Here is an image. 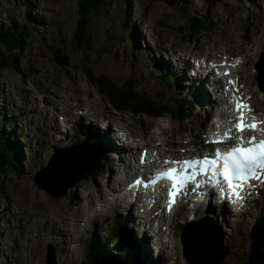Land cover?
<instances>
[{
    "label": "rangeland",
    "instance_id": "rangeland-1",
    "mask_svg": "<svg viewBox=\"0 0 264 264\" xmlns=\"http://www.w3.org/2000/svg\"><path fill=\"white\" fill-rule=\"evenodd\" d=\"M32 3L34 5L30 6L28 0L23 3L19 0H0V28L15 24L24 30L19 46L22 49L18 57L16 54L19 50L14 53L13 50L9 51L0 46V53H4L0 56V130L11 137L8 141L14 147L16 146L17 155L13 161L14 167H7L0 173V264H49L51 252L54 255V263L62 264L60 261L62 257H59L55 248L58 244L54 246L53 241L50 240L52 242L50 243L46 239L52 225L49 220L58 221L56 226L62 228L61 217L64 216L68 220L66 225L69 227L67 228L69 231L61 235L59 245L62 248L60 247V250L66 245L71 248L69 251L71 258L68 259L69 263L65 264H88L87 254H89L94 239L101 242L109 240V234L118 231V228L128 229L132 238H135L133 235L137 233H134L133 226H129L123 218L119 217V219L115 215V219L111 217L100 220L97 223L89 224L86 229V224H84L82 238L78 234L72 218L76 202H87L85 197L90 193L91 197L93 196V199L97 200L94 209L101 210L104 206L99 196L109 190L108 182L105 178L107 177L106 173L100 176L99 172L103 166L106 165L108 168L110 165L108 162H104L105 157L96 168L93 167L96 162H93L90 166L96 170L88 171L87 174L82 173L84 172L82 167H78V172H75L74 166L76 165L73 159L76 156L73 157V161L70 160V164H67L73 165L72 171L64 166L66 163L63 160L69 161L68 157L60 159L61 162L56 164L57 167L63 166V168H67V172H74L70 175V183H64L65 185L57 187L56 193H62L61 195L55 194L37 183L36 179L39 175L44 176L45 180H53L52 174L50 173L51 176L43 175V170L47 168L53 172L52 166L55 163L52 158L57 155V150L63 149L64 154L69 155L67 148L70 147L61 148V144L57 145L58 141H56V149L50 150L51 148L49 149L45 144L48 135L41 133L40 129V126L45 123L44 120L48 121L50 116L51 118L54 116V118L56 117L55 122L59 126L61 125L65 129L64 125H66L64 117L61 114H55L59 109L53 107L55 106L54 101L48 100L46 97L43 98L46 89L58 80L67 83L69 88L75 86L77 91L82 88L89 93L92 100L101 105L100 107L106 115L114 117V119L121 116L123 120L130 123L128 126L131 129L138 132L141 131L142 122L160 123L164 128L184 126L185 129H196L197 126H200L203 130L202 127L206 126V117L203 112H200L201 104L200 106L197 104L198 94L195 93L194 86L197 79L185 72L186 67L182 68L180 65V61L182 62L184 59L180 56L177 57V54L178 50H182V48L189 49L185 50L187 56L193 57L191 61H193L194 67H197V62L200 59H212L211 57H215L216 52L221 50L218 58L213 59L220 60L227 56L233 64L239 61V64L233 68L237 71L238 78H242L245 88L253 94V103L251 102V104L257 108V116L264 118V75L260 70L264 51V6L259 8L257 0H185L184 3H181L182 5L177 3L168 5L163 0H105V5L100 7V10L94 15H84V10H80L82 0H38L37 3L35 1ZM82 15L89 17L90 21H86ZM84 20L87 23V35L93 37L92 42L89 40L87 42L90 46L85 43L80 44L76 36V32ZM156 41H161L166 46L161 56L154 48ZM201 42L205 44L206 49L210 50L208 54L211 57H208L205 52L194 57L193 53L199 51L197 47ZM247 44L250 52L246 50ZM252 44L255 45L253 54L256 56L253 61L251 60L253 58ZM216 45L218 46L216 47ZM145 48L153 50L154 56L147 54L144 51ZM10 57L13 62L9 61ZM57 58H62L63 63H60ZM2 59L9 62L4 63ZM153 64H156L154 65L156 67H153ZM176 64H179V67ZM201 67L204 68V66ZM166 71L175 74L168 75ZM180 73L181 75H179ZM72 76L77 79L73 81ZM246 77L253 78L252 82L248 83L249 80ZM100 78L112 79L119 87L121 85H127L130 89L135 87L134 89L138 93L155 101L159 108L167 106L175 110L178 109L177 113L180 111V99L184 103L181 105L186 108L187 115L184 117L175 116L170 109L157 115L134 114L129 110L131 108L128 104L120 105L117 102V105L122 108L120 109L114 106V102H110L112 101L110 95H108L110 101L103 98L101 94L99 95L100 90H103L101 82H98ZM176 81L180 83V86L183 82L185 85L178 87ZM51 89L55 90V88ZM24 90H30L33 95L26 98ZM104 92L107 93L105 90ZM196 114H200L199 116L202 118H196ZM84 115L83 113L81 118H85ZM212 116H209L207 120ZM14 119H18L19 122ZM95 119L101 124L100 113H96ZM105 119L107 121L103 122L109 124L108 119L106 117ZM84 123L88 125V123ZM10 125H13L12 129L7 128ZM81 126L82 124H75L73 128L69 129L78 130ZM42 127L50 131V126ZM153 131L157 134L162 133L158 129H153ZM123 132L125 131L123 130ZM198 133L200 131H196V134ZM204 133L205 130L201 133V139H203ZM61 137L58 139L66 137L72 139L70 138L72 136L64 132L61 133ZM121 137L124 138V135ZM16 138L21 145L16 144ZM189 138L191 139L190 143L196 142L194 134ZM136 140L140 143V147L148 143L140 136H136ZM83 141V139H79L76 143L78 150H82ZM60 142L62 143V140ZM172 145L184 148L187 143ZM51 147L53 146L51 145ZM191 150L193 153L198 152L193 147ZM134 152L136 153V151ZM74 153H87L84 160L90 158L92 161H97L99 158L97 152H94L92 155L96 158L94 159L89 155L91 151L87 149H83L82 153L78 151ZM178 154L181 155L180 152ZM81 168L82 170H80ZM257 196L259 197L238 215L231 211L227 225L221 226L217 218L215 228L222 236L223 246L217 248V253L212 258L196 255L192 244L197 243L198 239L201 240L205 236L203 233L196 232L197 225L190 224L185 227V239H188V243L187 245L185 243V249L183 248L181 235L184 227L180 226V230L176 229L177 223H182L181 215H177L172 220L174 223L173 233H177L178 239H181V245L175 242V239L170 241L167 238L165 241L166 249L170 248L175 255L174 264H216L221 256H223L221 264H246L245 258L249 254L251 225L259 215L264 214V210L261 208L264 207L263 198L260 194ZM48 199L49 201H47ZM256 202L258 205H255ZM52 205L55 206L52 207ZM47 208L51 210L48 212ZM223 208L226 209V207ZM119 215L122 216V213ZM164 229L167 233V226ZM139 231L142 232V230ZM187 233L190 236H187ZM209 234L206 237H211L215 242V232L209 230ZM67 237L70 238L65 240ZM130 239L129 237L128 241ZM115 243H110V247L112 250H119ZM114 254L117 255L118 252L115 251ZM113 256L115 257L110 254L109 258ZM108 260L106 259V261ZM99 261L96 264L113 263L106 261L100 263ZM134 261V263L138 262L136 259ZM167 262L165 259L164 263ZM119 263L125 264L122 261ZM171 263H173L172 260Z\"/></svg>",
    "mask_w": 264,
    "mask_h": 264
},
{
    "label": "bare ground",
    "instance_id": "bare-ground-1",
    "mask_svg": "<svg viewBox=\"0 0 264 264\" xmlns=\"http://www.w3.org/2000/svg\"><path fill=\"white\" fill-rule=\"evenodd\" d=\"M19 1H21L23 3V1H27V0H19ZM32 1H35L36 3L38 2V0H28V3L30 6L34 5V3H32ZM257 1H258L257 6L259 8H261V7L263 8L264 0H257ZM259 4H260V6H259ZM27 6H28V4H27ZM250 37H251V39H253L252 35H250ZM142 40H143V38H142ZM252 41H254V39ZM248 44L246 46V48H247L246 50L249 51V45ZM217 46L218 45H216V47ZM145 47H148V46L145 45ZM154 48L157 50L158 55L161 56V53H162V51H164L166 49V46L161 41H156ZM197 48H199V51H197V53H195V54L193 53L194 57L202 55V54H204V52L207 53L208 57H211L208 54V53H210V50L205 48L204 43L201 42L200 46H198ZM252 48H253V52L251 54H253L255 52V45L252 44ZM186 49L187 48H182V50H178L177 57L180 56L184 59V61H182V62L180 61V65L182 66V68L186 67V70L184 69L185 72L189 73L191 76L194 77V74L191 73L194 70L193 61H191L193 59V57L187 56V51L189 49H187V51H185ZM144 51L147 54H151V56H154L153 50L151 51V50H147L145 48ZM200 53H202V54H200ZM155 54H157V53L155 52ZM220 54H221V50H218L215 54L216 56L211 57V58H216V57L218 58V55H220ZM252 56H253V58L251 60L253 61L254 59H256V56L254 54ZM224 57H227V56H224ZM217 60H219V59H217ZM134 62L136 63V59L134 60ZM154 65H156V64H153V67H156ZM176 66L179 67V64H176ZM201 66H202V63H199L198 66L195 68V71H196L195 75L197 77V81H195L196 83L194 84V86H195V93L198 94V97H197L198 103L197 104H199L198 106H200V104H201V107H202L200 112L201 113L203 112V115L206 117V126L202 127V129L205 130V132H206L210 127H212L216 124L215 122H212L207 127L208 122L210 121V119L209 120H207V119L211 115H213V116L216 115V113H214V112H217V113L219 112V104L216 102L217 98H216L215 94L220 93V91L222 90V86L220 84H214V88L211 91L207 85L206 78L203 75L204 73H202L205 70V67L203 68ZM179 70L182 71L183 69H179ZM260 70H261V73L264 75V72H262L261 67H260ZM177 72L179 73L180 71H177ZM185 72L182 74V77H183V75L185 76ZM167 73H168V75L171 73L175 74L174 72H171V73L167 72ZM150 75L153 77L152 74H150ZM164 75H165V73H164ZM179 75H181V73ZM71 79L74 81L77 79V77L72 76ZM246 79L249 80L248 83H251L253 78H251V77L247 78L246 77ZM155 80H156V78H155ZM155 80H154V83H155ZM238 80L242 85H245V83H243V81H242V78H240ZM177 82L178 81H176V85L178 87H182L185 85L183 82L180 86V83L179 82L177 83ZM51 88H55V90H53ZM263 88H264V85H263ZM86 89L88 90L87 87H86ZM100 91H101L100 93L98 91L99 95L101 94L103 98L105 97V99L110 101V98L108 99L109 94L104 92V90H100ZM263 91H264V89H263ZM88 94L89 93L86 90H83L82 88L79 91L76 90L75 86H71L69 88L67 86V83L60 81V80L56 81V83H52V86H50V88L48 87L46 89V92L43 94V98L46 97V99H48V100L50 99V100L54 101L55 106H53V105L52 106L59 109L58 113H55V114H61L64 117V122L66 124V125H64L65 129H63L61 125L59 126V124L55 122L56 117L54 118V116L52 118L50 116L49 120L48 121L44 120L45 123L42 124V126H50V131H48L47 128H44L42 126H40V129H41V133H45L46 135H48V137L45 139V144L49 147V149L51 148L50 150L56 149L55 148L56 143H58L57 145L61 144V148L62 147L66 148L68 145H70L72 143V145L67 148L69 150V158H70V159L68 158V160L69 161L75 160V161H73V162H75V165H76V166H74V169L76 170L75 172H78V167H82L84 172H82V171L81 172L84 174H87L89 172L96 170L94 168H96L99 164V160H98L99 158L97 159V161H92L90 158H86L84 160V156L87 153L86 154H80V153L75 154L74 153L76 151L75 149H77L76 143L78 142L79 139L86 140L85 144H87V145L84 146L83 149H87V150L91 151V153H89V155L92 156L94 152H97V156L99 157L102 154V160L105 157L104 162H108L110 164L108 166V168H106V165L103 166V168L99 172L100 176H102L104 173H106L107 177H105V178H106V181L108 182V185L107 184L106 185L109 189L106 192H104L101 196H99L102 203H104L103 208L101 210L94 209L97 200L93 199V196L91 197L90 193H88L85 197V199L88 200L87 202H76V204H75L76 208H75V211H74V214L72 217L75 224H76V229L78 230L79 235H81L83 232L82 226L84 224H86V226H85V229H86V227L89 226V224L97 223L100 220L102 221L103 219H110L111 217L114 218L115 215L118 218L119 217L121 219L123 218L124 221L126 222V224H128L129 226H133V229H135L134 233H137V234L133 235V237H135V238L131 237L129 230L126 228H125V230H127V231H125L123 229L121 230V228H118V231H114L116 234H115V240H113V242L117 243L119 250L118 249L112 250V254L115 255L116 258L113 256V257L109 258V260L106 262H113L111 264H120L119 262H121V261L118 262V259H117L118 256L116 254H114V252L117 251L119 253V251H121L120 247H124V249L126 250V252H128V254H134L137 257L136 258L138 260L137 264L138 263L139 264H174L173 259H176L175 255L170 250V248L168 250L166 249L165 241L167 238L170 239V241L175 239V242H177V243H179V245H181V241H180L181 239L180 240L178 239V236L176 235L177 233H173L174 223L172 220H174L177 215H181V220L184 223H187V222L192 223L195 220H196V222H203V223L207 222V223H209L212 220L211 216H214L215 220H217V218L219 219L221 226H225V224L227 225V221L229 220V217L231 215L232 210L228 209V208L224 209L223 206L218 207L216 204H213L209 200H207L206 197H203L201 199H197L195 197L194 200L192 202H190V205L192 207H190V206H185L183 208L179 207L177 209V211L175 212V214H171L168 217L165 215L162 217H159L160 213L158 211H156V209L149 211L145 207V205H142L143 204L142 201H140V204L138 202L133 203L132 201H134V200L131 198H128V195H126V194L124 196H122L121 198H117L116 196L124 191L126 184L128 182H130L132 177H133L132 169H135V168H134V166L131 168V166H132L134 161L138 160V153H140V152H137V153L134 152L136 150V148L139 149V147H138L139 144L136 145L137 144L136 136H140L142 140H147L146 141V142H148L147 144L151 145L153 147V149H150L151 151H157V152H159L160 150L166 151V155L168 153H179L180 151H183L185 153L186 150L188 153H192L193 152L191 150L192 147L194 150H200V149L206 150L207 149V147H205L201 144L204 142V140L201 139V133L203 132V130H201L200 126H197V128L199 127V129H197V128L196 129L195 128L185 129L184 126L179 127V128H176V127L164 128L163 126H161L160 123L152 124L149 122H147V123L142 122L141 131L138 132L134 129H131L128 126L130 123L128 121L123 120V118L120 115H119L120 117H118L117 119H114V117L111 118L110 116L106 115L105 111L100 107L101 105L97 104V102L95 100H92V97ZM24 95H26V98H27V97H31L33 95V93L30 90H24ZM43 100H44V102H46L45 99H43ZM110 102H112V101H110ZM82 112L85 114L84 115L85 118H81V117H83ZM96 113L101 114V119H100L101 124H99L97 122V120L95 119ZM199 115L200 114H196L195 117L196 118H202ZM220 116H222V114ZM65 117H66V121H65ZM105 117L110 122L109 124L104 123L105 121H107L105 119ZM98 120H99V118H98ZM84 122L88 123V125H85ZM75 124L76 125L82 124L83 127L81 126V128L78 130L77 129H72V130L69 129V128H73L75 126ZM140 124H141V122H140ZM103 125H105V126H103ZM153 129H155V130L158 129L159 131H162V133L157 134L153 131ZM123 130L125 132H123ZM196 131H200V133L196 134ZM63 132L72 136V137H70L72 139H69V137H66L63 139H58V138H62L61 133H63ZM118 134L124 135V137H126V140L128 139L130 141L129 147L124 145L123 143L119 142L120 140H119ZM192 134L195 135L194 139L196 142L193 141L190 143L191 139L189 137ZM61 140H62V143L60 142ZM187 140H188V142H187ZM56 141H58V142H56ZM185 142L187 143V146L184 148L183 147L181 148L180 146L174 147L172 145V144H181V143L184 144ZM188 143H190V144H188ZM50 144L53 147H51ZM132 147H135V148L133 149ZM103 149H104L105 153L103 152ZM93 150H94V152H93ZM57 156L60 158H57ZM74 156H76V158L73 159ZM64 157H65V155H62L61 153L58 152L57 155L52 158V160L55 164H57L59 162V160L60 159L62 160V158L64 159ZM67 157L68 156H66V158ZM93 158L96 159L95 157H93ZM102 160H101V162H102ZM93 162H96V164L93 165L94 168H92L90 166ZM134 163H136V162H134ZM116 167H118V169H116ZM56 168H60V167H57V165H56L54 167V170H56ZM82 168L80 170H82ZM141 168H142V170H145V167H141ZM113 169H114V171H113ZM72 170H73V168L71 169V171ZM43 171H44L43 175L51 176L49 169L46 168ZM60 171H61V169H60ZM73 173L74 172L65 174V177L67 179H63L60 182V185L63 186V185H65L64 183H70V175ZM134 174H136V173H134ZM42 177H44V176H42ZM65 181H67V182H65ZM259 194L262 196V198H263L262 204H264V185L260 186L259 189L255 190L254 197L251 196V197H253L251 202H254V200L259 197V196H257ZM47 201H49V199ZM148 201H149V199H148ZM53 202H54V200H53ZM201 202H203V204H201ZM198 203H200V204H198ZM57 205H59V204L57 203ZM255 205H258V203L256 202ZM53 206H55V205H52V207ZM261 208L264 210L263 206ZM49 210H51V209L47 208L48 212H49ZM53 211H55V210H53ZM120 213H122V216L119 215ZM76 215H78V216H76ZM237 215H238V213H237ZM61 218H62V221H61L62 228H60L59 226H56V223L58 221L55 222L53 219L49 220L50 222H52L51 223L52 225L49 228V232H48L46 241L47 242H50V240L53 241V243L52 242H50V243H52L54 246L56 244H58V246H57L58 248L55 246L56 251L58 252L59 257H62V259L60 260L61 263L63 264V262H64V264H65V263H69L68 259L71 258V255H70L71 253L69 252L71 250V248H69L66 245L63 249H61L63 252L60 250L61 246L59 245L60 244L59 241H61V235L65 234V233H67V231H69V230H67V228H69V227L66 225V222H68V220L65 219V216L61 217ZM199 218H203V219H199ZM167 221H170L171 223L170 222L168 223ZM155 224H157L158 226L154 227ZM166 226H167V230H168L167 233H166V229H164V227L166 228ZM175 227L177 230H180V223H177V225ZM195 229L197 231L201 230L200 227H198V226H196ZM139 230H142V232ZM256 230H258V229H256ZM137 231H139V232H137ZM190 231L192 233V230H190ZM72 233L75 234V232H72ZM111 233H113V232H111ZM207 233H209V231H207ZM126 235H128V237H127L128 239L126 238ZM187 236H190V234L188 233ZM111 237L109 236V238H111ZM129 237L131 238L130 241H128ZM58 238H59V240H58ZM68 238H70V237H67L65 240H68ZM81 238H82V235H81ZM187 240L188 239L186 238L185 239L186 245L188 243ZM130 242H132V243H130ZM192 246L196 250L202 251L201 252L202 255L205 256L206 258H212L217 253V251L215 250L216 249L215 242L210 240V239H202V240L198 239L197 243L192 244ZM146 250H149V251L146 252ZM151 251H152V254H151ZM181 252H182V250H181ZM163 257L165 259H167V261H168L167 263H164L165 259ZM110 259H112V260H110ZM187 259L189 260L188 257H187ZM171 260L173 261V263H171Z\"/></svg>",
    "mask_w": 264,
    "mask_h": 264
},
{
    "label": "snow or ice",
    "instance_id": "snow-or-ice-1",
    "mask_svg": "<svg viewBox=\"0 0 264 264\" xmlns=\"http://www.w3.org/2000/svg\"><path fill=\"white\" fill-rule=\"evenodd\" d=\"M238 64L239 61H236L232 66L235 67ZM225 75L230 74L225 73ZM234 83L232 80L228 81L229 85ZM233 102L237 113L236 122L222 133L221 139L213 141L214 143H225L227 140H236L237 142L232 147L224 152L217 149L213 157L165 161L166 164H175L177 167L159 173L149 182V184H155L161 179L172 182L168 193L169 212L176 203V197L182 193L187 194L190 183H195L197 188L200 187L197 177L201 175L208 176L221 192L229 189L238 199H242L240 191L245 186H249L251 181L264 183V138L258 139L255 135L250 138L244 135H233V129L241 134L246 131L264 133V129L259 127V124L264 121L257 122L256 117H252V122H249L245 113L251 112L250 105L244 103L242 98L233 97ZM135 184L139 186L144 184V181L138 179ZM149 184H144V186L148 187Z\"/></svg>",
    "mask_w": 264,
    "mask_h": 264
},
{
    "label": "trees",
    "instance_id": "trees-1",
    "mask_svg": "<svg viewBox=\"0 0 264 264\" xmlns=\"http://www.w3.org/2000/svg\"><path fill=\"white\" fill-rule=\"evenodd\" d=\"M163 1L168 3V5H172L173 3L181 4L185 2V0ZM104 5L105 0H82L80 10H84V15H94L95 12L99 11L100 7H103ZM85 10L87 11L85 12ZM84 19L86 21H90L89 17L84 16ZM85 20L76 32V36L79 39L80 44L85 43L87 44V46H90V44L87 42L88 40L92 42L93 37H89L86 33L88 29ZM23 31L24 30L22 27L16 26L15 24L13 26L0 28V46L3 49H8L9 51L13 50L14 53L19 50V52L17 53L18 55L16 54V57H18L22 49L19 48V46L21 38L24 34ZM3 54L4 53H0V56H2ZM9 61L13 62L11 57ZM9 61L2 59V62L4 63H8ZM98 82H101L102 89L107 91V93L111 96L112 102H114V106H117L120 109L122 108L117 104L119 103L120 105H122V103H125L129 105V108H131L129 110L134 114L157 115L161 112H164V110L169 111L168 109H170L175 116L184 117L187 115L186 108L181 104L179 105L180 111L179 113H177L178 109L175 110L172 108H168L167 106H165V108H159L156 105L155 101L144 94L138 93V91L134 89L135 87H133V89L126 87L127 85H121V87H119L116 83H114V80L109 78H100ZM14 120L19 122L18 119ZM7 128L12 129L13 125L8 126ZM9 138L11 137L5 135L3 131L0 130V173L5 171L7 167H14L13 161L15 158H17L15 149L16 146L14 147L9 143ZM16 144H20L18 139ZM256 229H258L259 231ZM115 234V232L110 233L109 236L112 237L104 242H101L99 240L97 241L95 239L92 241L90 246L91 249L89 251V254H87L88 264H96L99 260H101L99 261L101 263L103 261H106V259H109L110 254H112L110 243L115 240ZM127 237L128 235H126V238ZM252 243L255 244L253 245ZM120 250L121 251H119V253L117 254L119 261H122L125 264H137V262L134 263V260L137 258L135 255L128 254L124 247H120ZM94 251L95 254L93 255ZM245 261L246 264H264V214L259 215L251 225L249 233V254L245 258Z\"/></svg>",
    "mask_w": 264,
    "mask_h": 264
},
{
    "label": "water",
    "instance_id": "water-1",
    "mask_svg": "<svg viewBox=\"0 0 264 264\" xmlns=\"http://www.w3.org/2000/svg\"><path fill=\"white\" fill-rule=\"evenodd\" d=\"M58 61L59 62H62L63 63V59H59L58 58ZM65 62V61H64ZM261 69H262V72H264V63L262 62V64H261ZM56 166V164H54V166H52V169H53V172H51L50 170V173L52 174V177H53V180L52 181H48V180H45V179H43V177H41V175H39L38 177H37V179H36V181H37V183L39 184V185H41L42 187H44V188H46V189H48V190H51V192H53V193H55V194H62V193H56V189H57V187L58 186H60V182L63 180V179H67L66 177H65V174H67V173H69V172H67V168H63V166H60L61 168H56V170H54V167ZM64 166H66V167H68V168H70V169H72V166H69V165H67V164H65ZM60 169H61V171H60ZM204 238H202V239H210V240H212L213 241V239H211L210 237H206V236H203ZM220 244H221V242H220ZM219 244V246L218 247H221V245ZM215 246H216V248H218L217 247V245H216V243H215ZM202 251H199V256H201V257H203V255H202V253H201ZM222 257L223 256H221L219 259H218V261H217V263L216 264H221V261H222ZM53 259H54V255H53V252H51V254H50V261H49V264H55L54 263V261H53Z\"/></svg>",
    "mask_w": 264,
    "mask_h": 264
}]
</instances>
